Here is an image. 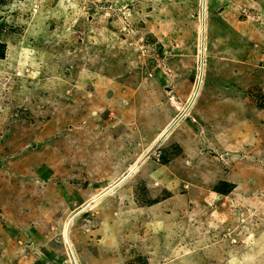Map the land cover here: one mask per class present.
I'll return each mask as SVG.
<instances>
[{
    "label": "rangeland",
    "instance_id": "374dc122",
    "mask_svg": "<svg viewBox=\"0 0 264 264\" xmlns=\"http://www.w3.org/2000/svg\"><path fill=\"white\" fill-rule=\"evenodd\" d=\"M0 0V264H264V0ZM84 204V205H83ZM74 260V259H73Z\"/></svg>",
    "mask_w": 264,
    "mask_h": 264
},
{
    "label": "bare ground",
    "instance_id": "6f19581e",
    "mask_svg": "<svg viewBox=\"0 0 264 264\" xmlns=\"http://www.w3.org/2000/svg\"><path fill=\"white\" fill-rule=\"evenodd\" d=\"M203 11H204V0H200V12H201V14H200V21L198 24V41H197L198 56H197V65H196V73H195L194 83H193L192 88L186 97L185 104H183V106L180 108V110H178L179 113L175 117H173L169 121H167L165 123V125L160 129V131L158 133H156V135L154 136V138L152 140V146L157 144L158 142H161L164 139V137L170 132V130L186 114L188 108L193 104L195 98L197 97L199 88L201 86V81H202L201 78H202V70H203V60L201 61L202 54H203L202 45L204 44V39H203L204 22H203V16H202ZM141 158H137L131 165L128 166L127 170L122 175H119V177L116 178L110 184H108L105 189L101 190L98 194L93 195L88 201H86V203H84L85 205L83 204L84 206L81 209H79L76 212V214H74L75 211H72L69 214V216L67 217V219L65 220L63 228H62V236H63L64 242H65V246L68 250L67 252L69 254L68 256H69L70 262H72V263L74 262L73 264H77V261L73 255V253H72V250L70 249V247L67 246V241H66L67 229H68L70 221L77 214H79L80 211L84 210L86 207H90L95 202L100 200L103 196L113 192V190L117 186H119L121 183H123L130 176L129 174L133 173L136 170V168L140 164Z\"/></svg>",
    "mask_w": 264,
    "mask_h": 264
},
{
    "label": "water",
    "instance_id": "95a60500",
    "mask_svg": "<svg viewBox=\"0 0 264 264\" xmlns=\"http://www.w3.org/2000/svg\"><path fill=\"white\" fill-rule=\"evenodd\" d=\"M129 175H130V174H129ZM129 175H128V176H129Z\"/></svg>",
    "mask_w": 264,
    "mask_h": 264
}]
</instances>
